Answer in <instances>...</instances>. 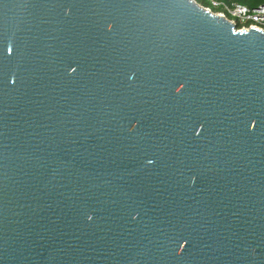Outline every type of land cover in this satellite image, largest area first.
<instances>
[{"label": "water", "instance_id": "95a60500", "mask_svg": "<svg viewBox=\"0 0 264 264\" xmlns=\"http://www.w3.org/2000/svg\"><path fill=\"white\" fill-rule=\"evenodd\" d=\"M0 264H264V31L0 0Z\"/></svg>", "mask_w": 264, "mask_h": 264}, {"label": "built area", "instance_id": "2783aa9c", "mask_svg": "<svg viewBox=\"0 0 264 264\" xmlns=\"http://www.w3.org/2000/svg\"><path fill=\"white\" fill-rule=\"evenodd\" d=\"M210 7L216 10L215 14L225 18L237 32L256 28L264 31V4L248 7L238 3H225L222 1L208 0ZM212 12V11H211Z\"/></svg>", "mask_w": 264, "mask_h": 264}, {"label": "trees", "instance_id": "16d2710c", "mask_svg": "<svg viewBox=\"0 0 264 264\" xmlns=\"http://www.w3.org/2000/svg\"><path fill=\"white\" fill-rule=\"evenodd\" d=\"M214 1H222L225 3H238V4H242L248 7H255L258 6L260 4H264V1L260 2V3H256V4H249L247 0H214ZM195 2H197V4H199L200 6L206 8V7H210V4L208 2V0H195ZM212 12H216V10H214L213 8H211Z\"/></svg>", "mask_w": 264, "mask_h": 264}, {"label": "rangeland", "instance_id": "374dc122", "mask_svg": "<svg viewBox=\"0 0 264 264\" xmlns=\"http://www.w3.org/2000/svg\"><path fill=\"white\" fill-rule=\"evenodd\" d=\"M195 1V0H194ZM248 1V3L249 4H256V3H260V2H262V1H264V0H247ZM197 3V2H196ZM212 11V10H211ZM213 13H215V12H213Z\"/></svg>", "mask_w": 264, "mask_h": 264}]
</instances>
